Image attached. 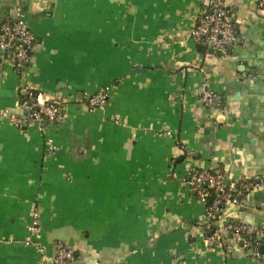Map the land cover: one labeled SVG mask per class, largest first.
Masks as SVG:
<instances>
[{
	"label": "crops",
	"instance_id": "0c3cea01",
	"mask_svg": "<svg viewBox=\"0 0 264 264\" xmlns=\"http://www.w3.org/2000/svg\"><path fill=\"white\" fill-rule=\"evenodd\" d=\"M224 1L236 39L216 54L190 35L208 0H0V22L20 15L34 37L21 71L0 50V264H43L57 240L72 264H264V188L209 221L183 180H264V11ZM24 85L65 119L16 125ZM225 220L263 232L258 255L205 241Z\"/></svg>",
	"mask_w": 264,
	"mask_h": 264
},
{
	"label": "built area",
	"instance_id": "2783aa9c",
	"mask_svg": "<svg viewBox=\"0 0 264 264\" xmlns=\"http://www.w3.org/2000/svg\"><path fill=\"white\" fill-rule=\"evenodd\" d=\"M255 2L259 10L264 11V0ZM232 14L233 6L226 1L208 0L207 7L203 9L190 31L194 42L225 54L236 39ZM33 41V34L22 16L9 17L0 22V50L9 55L17 71L23 70L29 63ZM22 91L23 97L19 105L25 113L24 117L9 116L16 125L37 122L41 129L43 123L56 124L65 119V113L58 101L45 99L43 92L29 85H24ZM107 97L108 89L105 88L89 97L87 103L94 107L104 102ZM200 100L203 107L222 112V101L217 92L206 89L202 92ZM1 115L7 116V112L3 111ZM49 149L52 151L55 147L50 145ZM183 180L192 196L205 204V216L209 221L215 219L226 203L238 204L247 193L264 188V180L259 176L226 184L222 174L197 168H191ZM37 220L38 214L34 212L28 226L30 234L36 239L40 236ZM224 235H229L240 248L250 249L258 255L256 248L261 243L263 232L252 225L225 220L222 227L207 236L205 241L220 243ZM73 259V250L61 240H57L54 255L50 258L44 256L43 264H72Z\"/></svg>",
	"mask_w": 264,
	"mask_h": 264
},
{
	"label": "water",
	"instance_id": "95a60500",
	"mask_svg": "<svg viewBox=\"0 0 264 264\" xmlns=\"http://www.w3.org/2000/svg\"><path fill=\"white\" fill-rule=\"evenodd\" d=\"M209 52H210V53H216V54H222L221 51H219V50H215V49H213L212 47L209 48ZM224 182H225L226 184H228V183H229V180H228V179H224ZM250 251L252 252V250H250Z\"/></svg>",
	"mask_w": 264,
	"mask_h": 264
}]
</instances>
